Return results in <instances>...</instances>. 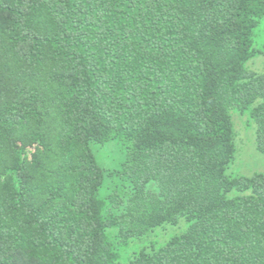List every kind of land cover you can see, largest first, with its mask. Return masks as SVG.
Returning a JSON list of instances; mask_svg holds the SVG:
<instances>
[{
    "label": "trees",
    "instance_id": "1",
    "mask_svg": "<svg viewBox=\"0 0 264 264\" xmlns=\"http://www.w3.org/2000/svg\"><path fill=\"white\" fill-rule=\"evenodd\" d=\"M263 26L264 0H0V264H264V173H229L238 117L264 154Z\"/></svg>",
    "mask_w": 264,
    "mask_h": 264
},
{
    "label": "rangeland",
    "instance_id": "2",
    "mask_svg": "<svg viewBox=\"0 0 264 264\" xmlns=\"http://www.w3.org/2000/svg\"><path fill=\"white\" fill-rule=\"evenodd\" d=\"M261 31L257 44V46H260V48H258L261 50V53L249 63V67L252 66L257 70H262L264 67V26ZM237 116L239 115L236 114L235 120ZM245 116L248 118V115ZM245 116L238 117V122L236 120V127L238 130V138L236 141L237 154L234 163L229 169V173L252 176L255 173H264V154L257 150L254 125L250 128L243 124ZM117 153V150L115 151L111 147L108 148V151H104L101 155L103 164L106 167L113 166L115 163L113 159L114 157L116 158Z\"/></svg>",
    "mask_w": 264,
    "mask_h": 264
}]
</instances>
